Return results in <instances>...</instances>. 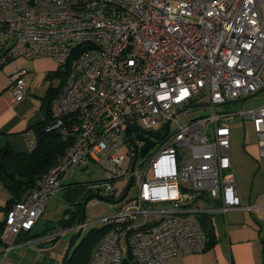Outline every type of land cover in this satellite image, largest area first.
<instances>
[{
	"label": "built area",
	"instance_id": "built-area-1",
	"mask_svg": "<svg viewBox=\"0 0 264 264\" xmlns=\"http://www.w3.org/2000/svg\"><path fill=\"white\" fill-rule=\"evenodd\" d=\"M36 58L51 59L64 76L45 131L68 145L4 214L0 264L36 227L64 178L91 161L104 178L88 191L101 187L116 200L132 175L135 193L127 197L129 189L102 218L106 232L87 264H165L201 253L208 242L203 214L260 209L240 202L229 123L250 117L264 166V102L220 107L264 89V0H0V67ZM27 72L10 74L14 100L29 94ZM195 105L211 113L179 119ZM126 128L153 141L144 156L145 142L129 134L132 142ZM26 136L33 147L32 130Z\"/></svg>",
	"mask_w": 264,
	"mask_h": 264
},
{
	"label": "crops",
	"instance_id": "crops-1",
	"mask_svg": "<svg viewBox=\"0 0 264 264\" xmlns=\"http://www.w3.org/2000/svg\"><path fill=\"white\" fill-rule=\"evenodd\" d=\"M22 61H27L29 64L26 66L24 62H16L15 67H24L29 71L25 75L29 94L20 101L14 100L10 89V74L13 71H7L9 69L5 68L14 64V62L0 67V134H5V138L15 151L29 152L32 146L26 136V131L31 130L34 124L48 116L51 100L60 89L53 91L55 95H47V90L43 101L37 103L32 97L33 95L37 96L33 90L36 87L35 78L41 73L52 77V75L58 73L57 67L49 58ZM74 182L69 180V178H64V186L56 191L60 192L64 188L61 191L63 201L72 203L67 208L73 207L76 202L81 200L76 199L82 189L69 188L74 185ZM256 202L257 200L250 204L261 206L259 210L264 209V204ZM246 211L249 212L248 209H230L226 212H214L211 214V218L213 220V231L216 236L215 243L204 252L172 257L165 264L170 261H173V264H264V219L259 218L262 219V222H253L246 214ZM2 212L4 217L5 211ZM215 214L223 215V223L221 225L216 221ZM42 217L43 214L31 232L20 236L15 247L6 253L2 264H61L64 252L72 236L64 238L66 236L65 232L67 233L70 230L56 227L54 224L57 220L54 222L44 221ZM45 228H49V230L40 234V236H45V239H32L35 237L33 236L35 231L40 232ZM56 232H61L57 238L53 236ZM51 239L55 240L53 243L48 244Z\"/></svg>",
	"mask_w": 264,
	"mask_h": 264
},
{
	"label": "rangeland",
	"instance_id": "rangeland-1",
	"mask_svg": "<svg viewBox=\"0 0 264 264\" xmlns=\"http://www.w3.org/2000/svg\"><path fill=\"white\" fill-rule=\"evenodd\" d=\"M23 59H17L16 61H10L5 68H8L7 71H14L16 69V62H24L26 66L29 64L27 61H22ZM3 65L2 67H4ZM1 71V70H0ZM29 72V71H28ZM61 74L57 73L55 75H45L41 73L35 78L36 87L34 92L37 96L33 95L32 97L41 103L43 97L49 87H58L61 78ZM262 78L264 80V69L262 72ZM264 102V89L258 90L256 93H253L242 100L235 99L231 100L228 104L221 106L223 111H239L247 110L249 108L256 107ZM211 109L208 106L203 107L202 105L193 106L189 114H181L179 119L182 121H188L196 116L210 114ZM230 148L229 155L231 158L232 168L236 181V190L240 196L241 204H250L255 202L264 204V166L258 157V146H257V134L253 128L252 120L248 116L236 115L234 116L230 123ZM127 149L121 147L119 153L125 156V164L127 163L128 156L126 155ZM104 178V172L102 169L94 162H90L88 166L80 173L74 174L69 177V180L75 181L76 184L70 186L69 188H79L82 189V192L77 197L76 200H83L82 197H85L87 194L91 193L88 191V187L91 182L99 181ZM64 189V188H63ZM62 189V190H63ZM62 190L60 192L54 193L45 208L42 219L44 221L54 222L64 215V210L71 206L72 203H66L62 198ZM135 187H132L127 195L130 197L134 195ZM8 193L3 183L0 181V204H3L7 199ZM97 201V202H96ZM248 201H250L248 203ZM120 204L111 203L107 200L99 199L97 197H91L85 206V216L84 224L82 226L81 233L76 240L74 247H76L82 239L91 231L93 228H101L104 226L102 218L113 213ZM247 210V209H246ZM246 214L254 222H262L264 219V209L255 210V211H246ZM3 217V212L0 211V219ZM215 219L218 221V224L223 223V215L215 214ZM229 221V220H228ZM41 224V223H39ZM78 228V227H77ZM76 227L73 230L65 232L66 236L64 238H69L72 233L78 230ZM94 245L90 246V250H94ZM166 264H173V261L167 262Z\"/></svg>",
	"mask_w": 264,
	"mask_h": 264
},
{
	"label": "trees",
	"instance_id": "trees-1",
	"mask_svg": "<svg viewBox=\"0 0 264 264\" xmlns=\"http://www.w3.org/2000/svg\"><path fill=\"white\" fill-rule=\"evenodd\" d=\"M61 84L62 80L58 87H49L47 95H55L53 91L60 89ZM47 119L48 116L31 127L35 142L29 152L15 151L5 138V134H0V181L8 192L5 203L0 205V211H5L6 213L13 202L24 199L35 181L57 162L67 147L68 143L63 141L56 131H45ZM73 184L75 185L76 182ZM81 202L82 200L76 202L73 207L67 208L63 217L57 220L54 225L62 229H68L78 225ZM201 219L208 238L207 250L216 241V236L213 231V220L209 213L203 214ZM2 228L3 221L1 220L0 233ZM48 230L49 228H45L40 232L35 231L33 236L36 237L37 235L46 233ZM105 232L106 226L91 229L76 247H72L65 264H87L93 251L90 250V246L94 244L96 246ZM27 233L29 232L23 234ZM57 236L55 237L57 238ZM55 239L49 240L48 244L53 243Z\"/></svg>",
	"mask_w": 264,
	"mask_h": 264
},
{
	"label": "water",
	"instance_id": "water-1",
	"mask_svg": "<svg viewBox=\"0 0 264 264\" xmlns=\"http://www.w3.org/2000/svg\"><path fill=\"white\" fill-rule=\"evenodd\" d=\"M168 126V123L165 124V127ZM129 128V127H128ZM126 128L125 130V134L126 136L133 142V139L131 138V136L129 135V129ZM135 137L138 139V140H141V141H144L145 144L142 146L141 148V152H140V155L141 156H144V154L146 153V151L150 148V146H152L153 144V141H151L150 139H148L146 136L142 135V134H135ZM134 163H135V159L133 160L132 162V166H131V170L133 169V166H134ZM132 181H133V176L131 175L130 178H129V181L125 187V190L123 192V194L116 200H108L106 198H104L101 194H100V190H101V187H97L95 192H91L89 194H87L82 202H81V212H80V219H79V224L78 225H75L71 228H68V230H74L75 227L78 226V230H76V232L74 233V235L72 236L71 240L69 241L68 245H67V248L64 252V255H63V258H62V261H61V264H65L66 260H67V257L68 255L70 254L71 252V249L72 247L74 246L76 240L78 239L80 233H81V230H82V226L84 224V216H85V206H86V203L88 202V200L91 198V197H97V198H100V199H103V200H107L111 203H117L119 201H121L128 193L129 189H130V186L132 184Z\"/></svg>",
	"mask_w": 264,
	"mask_h": 264
},
{
	"label": "flooded vegetation",
	"instance_id": "flooded-vegetation-1",
	"mask_svg": "<svg viewBox=\"0 0 264 264\" xmlns=\"http://www.w3.org/2000/svg\"><path fill=\"white\" fill-rule=\"evenodd\" d=\"M137 133L146 136L145 133H143V132H139L138 130H133V129H130V130H129V134H130V135L137 134Z\"/></svg>",
	"mask_w": 264,
	"mask_h": 264
}]
</instances>
